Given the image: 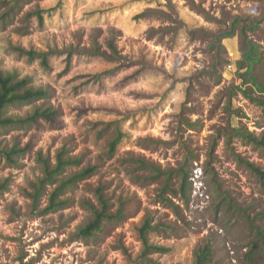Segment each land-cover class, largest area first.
<instances>
[{"label": "rangeland", "instance_id": "obj_1", "mask_svg": "<svg viewBox=\"0 0 264 264\" xmlns=\"http://www.w3.org/2000/svg\"><path fill=\"white\" fill-rule=\"evenodd\" d=\"M0 70L49 92L9 116L57 111L0 131V150H27L0 157V264H193L205 245L210 264H264V179L248 167L264 172V0H0ZM62 151L79 164L61 179L95 171L49 211L59 180L33 198L37 155ZM99 194L110 218L79 237ZM145 221L164 251L143 258Z\"/></svg>", "mask_w": 264, "mask_h": 264}, {"label": "trees", "instance_id": "obj_2", "mask_svg": "<svg viewBox=\"0 0 264 264\" xmlns=\"http://www.w3.org/2000/svg\"><path fill=\"white\" fill-rule=\"evenodd\" d=\"M41 19V17L39 16ZM243 43V51H242V61L239 63L238 67L240 70H244L243 76H246L250 83L255 88H258L260 91V86L256 83L255 78L251 75V70L253 64L257 61L256 58V46L246 39H242ZM112 54H117L114 46H109ZM21 54H26L27 57L39 58L42 65H46L47 56L46 54H39L35 52H25L22 49H18ZM95 54H99L96 52ZM49 98V92L44 89H35L29 87V79L16 80L15 74H5L0 70V131L8 128H31L38 121L43 120L46 122H53L57 117V111L51 108H35L30 115L23 118H14L8 115V109L14 106L20 105H32L39 101H44ZM258 104L264 108V103L258 101ZM250 141L256 143L257 141L249 135ZM119 142V138H116L110 144V150L113 152L117 143ZM26 147L21 149L17 146L12 149H4L0 150V157L4 158L6 161L14 163L16 158L22 156L26 152ZM37 160L41 164L43 171V179L41 180V184L39 188L36 190L33 198H37L43 189L44 184L46 185H54L56 180L58 179L59 184L53 191L50 197V204L46 208V210L52 211L56 209L58 206H62L63 203L58 201V196L60 192L67 186L73 185L77 181L84 180L91 176L94 173V168H85L81 170L79 173L65 177L61 179L64 175V172L67 167L71 165L79 164L76 159H69L65 157V152H60L56 156V164L51 165L48 159H45L41 156V154L37 155ZM249 168L257 173L261 178L264 179V172L260 171L258 168L248 165ZM186 175V174H185ZM185 177V176H184ZM60 178V179H59ZM184 186V183H183ZM1 188H5L3 185ZM98 200L100 203V210H92L93 217L92 219L78 231V236L82 238H92L95 233H98L101 230L103 222L110 218L107 215L106 209L107 205L102 197V195H98ZM151 230L148 221H145L143 226L139 229V238L143 246L142 256L145 258L147 255H151L152 253L163 252L164 249L159 246H154L148 242L147 233ZM261 237H264V232L260 233ZM263 240V239H261ZM148 264H157L150 259H146ZM211 261V248L208 245H205L203 248L196 251L194 255L193 264H210Z\"/></svg>", "mask_w": 264, "mask_h": 264}]
</instances>
